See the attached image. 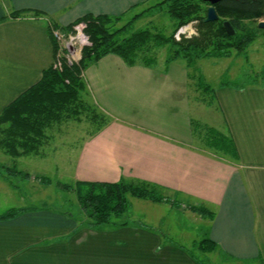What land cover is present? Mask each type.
I'll use <instances>...</instances> for the list:
<instances>
[{
    "label": "crops",
    "instance_id": "0c3cea01",
    "mask_svg": "<svg viewBox=\"0 0 264 264\" xmlns=\"http://www.w3.org/2000/svg\"><path fill=\"white\" fill-rule=\"evenodd\" d=\"M149 1L0 0V113L53 65V22L66 26L87 13L121 15ZM23 9L40 10L43 15L10 17L12 11ZM84 77L97 107L113 120L83 139L77 158L69 160L73 180L138 178L180 192L188 203L214 213L203 216L192 210L209 221L205 237L216 243L213 251L228 261L260 259L264 254V79L215 90L223 120L219 129L232 136L238 151L236 160L227 161L194 147L186 63L130 66L119 55L108 54L89 66ZM155 203L189 209L187 203ZM15 207L24 210L0 221V264H206L157 228L94 229L67 212Z\"/></svg>",
    "mask_w": 264,
    "mask_h": 264
},
{
    "label": "trees",
    "instance_id": "16d2710c",
    "mask_svg": "<svg viewBox=\"0 0 264 264\" xmlns=\"http://www.w3.org/2000/svg\"><path fill=\"white\" fill-rule=\"evenodd\" d=\"M209 5L210 3L204 0H161L137 13L122 25H119L122 14L87 13L66 26L53 22L50 34L55 57L58 54L59 42L53 34L54 29L68 35L75 31L76 25L84 23L83 31L90 43L82 48L78 63L65 64L60 70L54 65L55 59L53 65L43 70L37 82L4 107L0 113V150H4L12 157L20 158L39 151L44 140L51 138L48 133L63 123L90 122L95 126L94 131L89 132L90 136L96 135L111 123L113 118L96 107L83 75L89 66L108 54L119 55L130 66L137 64L153 66L159 49L169 47L170 53L165 62L184 59L191 82L190 69L199 59L231 57L234 53L245 51L260 32L264 33V29L258 26L260 19L264 17V0H220L215 4L219 19L212 22L206 20ZM155 9H165L171 17L173 27L169 34L159 31L157 26L151 23L145 29L127 36L122 35L134 21L149 10ZM28 15L41 16L43 13L30 9L14 10L10 13V17L14 18ZM194 20L199 24L198 35L191 38L183 36L181 40H177L175 37L177 31ZM226 20L235 28L234 35L227 33L224 27ZM224 85L226 83L219 86ZM197 86L198 91L211 90L215 93L216 90L210 88L208 84L202 86L198 83ZM192 128L195 149L227 161L238 158L235 141L227 132L208 123L197 130L194 119ZM17 165L18 163L11 167L5 166L0 176L9 181L28 177L29 173L19 169ZM46 180L41 178V181ZM64 189L77 194L84 216L81 224L94 229L130 225L129 221L119 219L128 211L131 196L153 202L170 201L178 206L184 203L180 192L138 178L121 179L117 182L77 181L75 185H65ZM186 207L203 216L214 214L194 203H187ZM23 210L24 208H10L0 213V221L11 219ZM198 247L204 251H213L216 243L205 237L199 241Z\"/></svg>",
    "mask_w": 264,
    "mask_h": 264
},
{
    "label": "rangeland",
    "instance_id": "374dc122",
    "mask_svg": "<svg viewBox=\"0 0 264 264\" xmlns=\"http://www.w3.org/2000/svg\"><path fill=\"white\" fill-rule=\"evenodd\" d=\"M159 1L161 0H151L146 6H140L122 14V21L119 25L126 23L137 13ZM261 20H264V17ZM151 23H154L157 29L165 34H169L173 27L172 19L165 9L162 11L149 10L143 17L129 25L122 35L127 36L138 30L145 29ZM80 24L82 23L75 26L74 32L66 34L67 42H70V45L75 49L58 45V54L54 65L60 70L65 64L78 63L81 58L82 48L90 43L89 38L86 40L80 34L77 28ZM198 25V21L194 20L181 27L175 34L176 39L181 40L183 36L191 38L198 35ZM83 29L82 32L84 33ZM182 29H184L183 32L181 31ZM71 36H75L72 42L70 41ZM169 53V47L159 49L157 60L153 65L161 66ZM178 62L185 63L184 59L181 58L176 61V63ZM190 72L192 74L190 82L191 114L195 121L196 129L200 130L205 123L217 128L221 127L223 120L218 111L214 92L211 90L198 91L199 86L197 84L199 83L202 86L208 84L210 88L215 89L223 83L246 87L263 81L264 33L260 32L257 39L241 53H234L231 57L199 59L190 69ZM98 109L101 110L99 107ZM122 109L125 111L126 108ZM94 127L92 123L87 121L82 123L77 121L63 123L48 133L51 138L44 140L39 151L34 154L23 155L20 158L12 157L4 150H0V172L3 171L6 164L11 167L13 164L18 163L19 169L29 173L28 177H23V179L14 178L10 181L0 177V213L12 206H26L42 209L49 208L59 213L67 212L73 214L76 219L77 217L84 219L77 194L72 190L64 189V186L75 185L77 182L73 180V171L69 160L77 158L83 139L91 130L94 131ZM41 178H45L48 181H41ZM129 200L130 207L119 220H127L132 226L159 229L160 232L166 234L170 241L189 248L206 264H264V254H262L260 259L251 262L228 261L217 251H204L198 247L199 241L205 238L209 221L207 219L202 220L191 209L186 211L176 210V208L170 209L161 203L132 196ZM182 200L184 203H188L187 200ZM103 227L108 228V226Z\"/></svg>",
    "mask_w": 264,
    "mask_h": 264
},
{
    "label": "water",
    "instance_id": "95a60500",
    "mask_svg": "<svg viewBox=\"0 0 264 264\" xmlns=\"http://www.w3.org/2000/svg\"><path fill=\"white\" fill-rule=\"evenodd\" d=\"M204 1L210 3V5L207 8L206 20L210 21V22L218 20L219 19V15H218L217 10L215 8V4L217 2H219L220 0H204ZM258 26H259V28L264 29V20H261L258 23ZM224 27H225V29H226V31H227V33L229 35H234L235 34L236 30H235V28L233 27V25L231 24L230 21L226 20L224 22Z\"/></svg>",
    "mask_w": 264,
    "mask_h": 264
},
{
    "label": "built area",
    "instance_id": "2783aa9c",
    "mask_svg": "<svg viewBox=\"0 0 264 264\" xmlns=\"http://www.w3.org/2000/svg\"><path fill=\"white\" fill-rule=\"evenodd\" d=\"M85 27V24L84 23H82V24H80L79 26H77V28L79 29V31H80V34L83 36V38H85L86 40L88 39V37L82 32V28H84ZM182 32L184 31V29H182L181 30ZM83 33V34H82ZM53 34H54V36L56 37V39L58 40V42H59V44L62 46V47H64V46H66V47H69V48H74V47H72V45H70V42H67V40H66V35L63 33V32H61L59 29H54L53 30ZM74 39H75V36H71L70 37V41L72 42V41H74ZM75 49V48H74ZM72 52V51H71Z\"/></svg>",
    "mask_w": 264,
    "mask_h": 264
}]
</instances>
